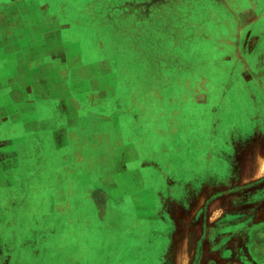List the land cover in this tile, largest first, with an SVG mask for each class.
<instances>
[{
  "label": "rangeland",
  "instance_id": "1",
  "mask_svg": "<svg viewBox=\"0 0 264 264\" xmlns=\"http://www.w3.org/2000/svg\"><path fill=\"white\" fill-rule=\"evenodd\" d=\"M188 2L0 0L11 7L3 14L17 13L14 33L0 30V141L18 147L5 142L0 147L3 160H9L0 165V222L18 216L21 226L28 197H42L45 186L57 183L53 173L68 162L84 175L83 183L94 180V172L84 168L90 166L92 148L108 150L115 142V153L128 149L133 160L136 148L144 166L163 170H144L152 173L146 186L156 182L159 210L170 198L185 203L187 193L200 190L212 172L209 201L192 224L191 249H185L190 264H264V111L259 110L256 127L227 126L239 118L234 75L211 79L206 74L234 67L207 55L210 41L233 32L221 29L218 9L209 11L214 7L202 0L208 11L197 18L205 51L194 48L187 30L198 26L188 16ZM223 114L225 128L208 127L212 121L221 124ZM199 135L205 137L190 145ZM138 136L147 142H138ZM114 161L125 168L127 160ZM127 165L137 168L140 161ZM218 170L222 175L214 173ZM13 179L17 182L9 187ZM66 182L82 184L72 174ZM102 187L74 188L67 210L81 218L77 228L70 224L50 236L49 264H63L70 256L86 264H171L172 255H165L173 231L170 216L160 213L152 220L129 198L106 200ZM185 225L178 226L179 248ZM70 250H76L74 255Z\"/></svg>",
  "mask_w": 264,
  "mask_h": 264
},
{
  "label": "crops",
  "instance_id": "2",
  "mask_svg": "<svg viewBox=\"0 0 264 264\" xmlns=\"http://www.w3.org/2000/svg\"><path fill=\"white\" fill-rule=\"evenodd\" d=\"M204 1L205 0H203V2ZM201 3L202 0H191V3L188 2L189 5L187 7V11L191 13H188V16L193 15L194 24L195 26H198V28L196 29L194 26L193 28L189 26V30H187V32L189 33V37L191 36L193 40L191 41L190 37L189 39H187V41L190 42L192 46H194V48L202 47L203 53L205 51V48L201 45L203 44L201 41L205 37V33H203L201 29H199L202 21L197 17L203 15L205 13V10H208L204 9L206 7L202 8ZM209 3L210 6L214 7L208 8L209 11L218 9L219 17L217 18L219 22L222 19V22L220 23L221 29L225 28L226 33V29L229 27L231 33L233 32V34L230 35V38H226L228 37L226 33L225 37H218L215 40L210 41L209 46L211 48L208 50L212 53L207 55L206 52V55L210 57H217L218 59H216V61L221 62L222 64L230 63L231 65H229V67H234V70L228 71L225 70L227 66H222L223 68L218 72L214 74H206V77L216 79L222 78L223 73H228V76L230 74H233V78L235 80V83H232L235 85V87L233 88V93L237 96V102L234 106H236V112H239V118L236 119L233 123L228 124L227 126L230 127L234 125L236 127H256L260 123V119L258 116L259 110L264 111V0H209ZM196 4L201 5L195 7ZM229 5H234L235 8L230 7ZM6 8L10 9L11 7H6L4 3H1L0 25L2 23V19H4V21H6L5 23L7 24V27L4 28V26L1 25L0 30L1 32L6 31L11 34L14 33L13 26H16L17 24L13 20L12 16L16 15L17 13H14L15 10H8L7 14H3V10H7ZM4 15L5 18H3ZM204 18L205 17H203V19ZM11 20L13 21L10 22ZM223 20H225L224 25L222 24ZM207 26L208 25L204 23L203 28L205 29ZM196 30L200 31V33L196 32L195 34ZM201 33L202 36L200 37ZM196 37H198V39ZM199 55L201 54L199 53ZM196 59L197 57L194 58L195 62L197 61ZM209 61H211V59H209ZM232 86L230 87L232 88ZM223 117L224 114L222 115L221 124L219 122L212 121L211 125H209L208 122L210 119L208 121H205H207L206 123L208 124V127L219 128L220 126H223L225 128ZM167 125L171 126V123ZM199 137H205V135L191 137L192 139L189 140V144L194 146L195 144H198L200 142ZM137 141L140 143L147 142L146 139L141 140L140 136H138ZM4 142L6 144H14V148L17 147L16 144L12 141L6 140L0 141L1 148ZM55 142L58 145L61 144V142L58 140H55ZM112 144L113 145L110 149L108 148V150H101L99 146L92 148V157L89 156L91 167H88V164L84 166V168L86 167L87 171L94 172V180L87 179V183H83L84 175L80 177L79 174L76 173V169L72 167L71 162H68L69 164L63 169L59 168L57 169V171H55V173H53L55 179L57 180V183L45 186L46 188L43 190L42 197L37 196L36 199H29L28 197L27 215L21 218L23 219V221H21V226L19 224L20 221L18 216H14L13 220L7 224H4L5 220H1L0 264H49L51 256L50 252H48L49 249L46 246L49 245L52 240L50 239V236H56L58 232H62V229L67 230L70 227V224H74L76 228L78 227V218L80 219L81 217L74 212L72 215L71 211L69 212V210H67V207H70V204H73L71 203V193L75 192L74 188L80 186L86 187L88 183L90 184V188L91 185H97L98 187L99 185L103 186L101 189H97L104 191L103 195L106 196V200L115 199L119 201L124 200L125 202L126 198L131 199L134 204L144 209V211L148 213L147 217L151 218L152 220H158L157 218L160 217L158 216L160 213H164L162 215H165L167 213L170 216L169 219L172 222L173 231L170 234V243L165 255H172L171 264H184L186 260L187 264H190L189 252H185V249H191L190 236L192 224L209 201V185L207 178L211 176L212 172L207 174L208 177L206 178V180L202 181L200 190L192 189L190 193H187V201L185 203L178 202V200L175 198H170L163 204V209L159 210L156 204V201L159 198V193L156 190L157 188H155L157 187L155 185L156 182L152 181L154 185L146 186L147 176L151 175L152 173H144V170L154 169L159 174L163 173V170L162 172H160V169L155 166H144L145 160L141 159L140 156L139 158H137V156L135 155L136 153H141V151L136 148L133 151V153H135L133 154V156H135V159L133 160H139L140 165L137 168H131L129 170L127 164L133 162V160L129 159L132 157L131 154H129V150H123V155L122 152L120 155V152L115 153L116 143L112 142ZM177 147L180 148L179 145ZM126 152H128L129 155L126 154ZM216 153L218 154V152ZM73 155L74 157H76L75 160L77 161L78 156L76 151ZM3 157L4 156L1 151L0 165H3V162L8 164V158H6V160H3ZM15 157H17L16 159H18V154L14 157H10L11 164L15 163V159H13ZM214 157L219 159L218 161L221 160L218 155ZM115 158H123L127 160V162H125V168L118 166V162L116 163V161H114ZM207 158L209 159V162H211L210 159L212 158V153L210 151H208ZM104 160L107 161L105 162ZM81 161L83 162V159ZM84 163L87 164L86 161H84ZM72 168H74L75 170H73ZM173 168L174 169L172 170V172L175 173L177 171L175 169L177 168ZM141 169H143V171ZM86 170L84 169V171ZM218 171L219 172L216 171L214 173L222 175L221 170ZM224 171L226 172V169H224ZM225 172L223 173L224 178L226 174ZM15 173L16 175H18L17 172ZM241 173L245 175L247 172L242 169ZM0 174V183L2 185L1 171ZM67 174H72V179H74L75 182L76 180L79 181L80 178L82 184L77 185L75 183V185L73 182L67 183ZM100 174H103L101 177L103 179L97 178ZM153 174L155 175V173ZM32 180L33 177H30V181L28 180L29 186ZM249 180L251 182L252 180H254V178H251ZM16 182L17 181L13 179L9 187L13 186V184H15ZM173 182L174 181H172L170 184H172ZM244 182L245 181L240 183V185H243ZM90 188H88V190ZM69 197L70 201L68 200ZM36 219L40 220L37 226ZM162 220H165L164 216ZM31 223L33 225L31 226V228H29ZM180 223L186 224L185 234L183 240L180 243L181 248H179L178 245V239L181 238L179 234L180 230L178 229ZM18 227H20V229L22 230L21 232H19L20 230L18 229ZM36 227H39V229H36ZM24 229L26 232H23ZM186 238L188 240V244H186L185 242ZM36 248L39 249L36 250ZM75 252L76 250H70L69 254L74 255ZM185 255L188 256L185 257ZM64 261L65 262L63 264H86V262H79L71 256L68 259L64 258ZM162 261L161 264H164Z\"/></svg>",
  "mask_w": 264,
  "mask_h": 264
}]
</instances>
